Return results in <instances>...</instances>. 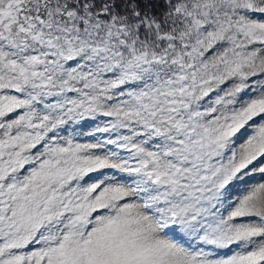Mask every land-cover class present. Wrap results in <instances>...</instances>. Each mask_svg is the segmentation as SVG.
I'll use <instances>...</instances> for the list:
<instances>
[{"label":"snow or ice","instance_id":"obj_1","mask_svg":"<svg viewBox=\"0 0 264 264\" xmlns=\"http://www.w3.org/2000/svg\"><path fill=\"white\" fill-rule=\"evenodd\" d=\"M0 264H264V0H0Z\"/></svg>","mask_w":264,"mask_h":264}]
</instances>
